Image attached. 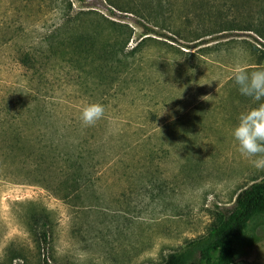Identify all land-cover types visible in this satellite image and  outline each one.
<instances>
[{
  "label": "rangeland",
  "instance_id": "1",
  "mask_svg": "<svg viewBox=\"0 0 264 264\" xmlns=\"http://www.w3.org/2000/svg\"><path fill=\"white\" fill-rule=\"evenodd\" d=\"M59 1L117 22L130 35L127 50L141 43L119 84L110 69L86 65L92 77L62 81L61 100L20 121L27 152L41 125L63 147L88 150L94 165L75 186L58 187L54 166L34 170L6 150L1 141L13 135L0 124V264H42L45 256L55 264L160 262L205 235L220 209L264 179L232 135L240 114L264 102L241 95L232 79L237 63L264 69V0ZM16 3L0 0V40L5 24L41 30L58 21L52 5L33 2L18 15ZM23 72L13 42L1 47L0 93L23 83ZM92 102L105 106V117L84 127L80 112ZM234 264H264V216L238 241Z\"/></svg>",
  "mask_w": 264,
  "mask_h": 264
},
{
  "label": "trees",
  "instance_id": "2",
  "mask_svg": "<svg viewBox=\"0 0 264 264\" xmlns=\"http://www.w3.org/2000/svg\"><path fill=\"white\" fill-rule=\"evenodd\" d=\"M14 2L17 3L13 9L18 15L26 11L33 2H37L41 9L52 5L58 14V21L41 30L30 29L22 23L14 27L11 24L2 25L5 38L0 40V48L13 42L15 59L24 68V82L0 93V124L13 135L11 139L5 138L1 143L11 153H19L25 159H30L34 170L44 165L52 169L54 166L59 179L58 187L65 183L75 186L79 181L80 171L85 166L94 165L86 161L88 150L79 149L77 142L63 147L59 138L45 137V129L41 125L36 130L39 135L32 139L34 150L27 152L22 138L25 131L20 126V121L28 122L29 119L39 118L43 113L41 110L48 103L63 98L62 81L68 83L82 75L92 77L94 73L91 70L95 63H98L96 65L100 69H110L112 84H119L133 67L131 57L136 56L141 42L127 50L130 35H126L114 24L117 22L101 14L97 16L86 11L74 13L71 2L67 5L59 0ZM17 19L22 20L21 16ZM30 31H36L34 38L23 41L19 39L26 38ZM66 65L69 66L68 72H71L69 75L62 74ZM86 65L91 70H86ZM46 179L44 176L41 180ZM259 216H264V179L243 188L232 206L220 209L216 221L205 235L188 240L183 247L170 252L162 261L150 264H234L238 241L246 233L250 222ZM44 217L50 218L47 213ZM48 223L45 220L41 229V237L45 241L50 235ZM42 264L55 263L45 256Z\"/></svg>",
  "mask_w": 264,
  "mask_h": 264
},
{
  "label": "clouds",
  "instance_id": "3",
  "mask_svg": "<svg viewBox=\"0 0 264 264\" xmlns=\"http://www.w3.org/2000/svg\"><path fill=\"white\" fill-rule=\"evenodd\" d=\"M232 79L241 95L254 102L264 101V69L249 71L242 63H237ZM104 117L105 106L92 102L82 108L79 118L82 126L91 127ZM232 135L241 155L256 169L264 170V102L240 114Z\"/></svg>",
  "mask_w": 264,
  "mask_h": 264
}]
</instances>
